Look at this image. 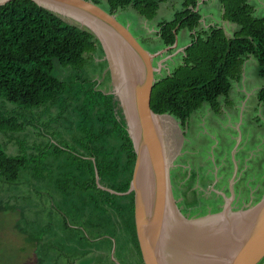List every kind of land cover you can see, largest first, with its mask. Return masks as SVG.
I'll use <instances>...</instances> for the list:
<instances>
[{
	"label": "trees",
	"instance_id": "obj_1",
	"mask_svg": "<svg viewBox=\"0 0 264 264\" xmlns=\"http://www.w3.org/2000/svg\"><path fill=\"white\" fill-rule=\"evenodd\" d=\"M164 1L103 0L108 14L130 7L145 20H151ZM180 1L181 9L172 19L157 24V36L164 47H171L177 32L185 29L188 45L178 65L154 78L150 110L171 117L182 129L202 103L216 111L218 97L228 94L247 57L258 65L263 85L256 100L264 103V17L254 15L249 0H218L221 20L238 27L226 36L215 25L199 28V0ZM95 41L87 29L64 22L31 0L0 4V178L12 183L22 172L44 177L43 182L62 194L81 196L82 209L92 217L87 221L90 229H102L109 217L117 216L125 241L143 264L132 193H126L134 164L126 121L114 96L96 89V81L82 70L85 56L97 47ZM55 63L69 71L64 79L53 72ZM4 104L12 108L6 110ZM52 106L55 115L42 120ZM28 128L45 141L28 142ZM10 146L15 148L12 153ZM50 159L58 161L55 176Z\"/></svg>",
	"mask_w": 264,
	"mask_h": 264
},
{
	"label": "rangeland",
	"instance_id": "obj_2",
	"mask_svg": "<svg viewBox=\"0 0 264 264\" xmlns=\"http://www.w3.org/2000/svg\"><path fill=\"white\" fill-rule=\"evenodd\" d=\"M249 3L256 17H264V0H249ZM98 7L107 12L103 0ZM196 8L201 16L200 29L215 25L226 36L238 29L221 20L218 0H199ZM180 9V0H165L151 20L143 19L130 7L112 14L144 51L154 55L151 66L155 69V79L180 63L179 49L185 44L188 32L179 30L176 46L171 48L164 47L157 36V24L171 20ZM50 11L64 22L92 33L97 47L85 56L83 73L96 81V89L111 93L124 118L127 117L124 96L114 80L108 54L93 30L73 13ZM57 66L55 63L53 72L64 79L69 71ZM257 69L253 58L243 59L239 81L231 82L228 94L218 98L221 107L216 116L215 112H209L207 103H202L189 116L183 129L171 117L162 116L170 121L166 127L160 125L168 181L165 196L177 223L191 226L189 230L208 226V220L231 223L232 216H239L264 196L261 187L264 186V103L255 98L263 81ZM4 108L12 107L4 104ZM56 111L55 106L50 107L42 120L54 116ZM26 133L28 142L45 141L30 128ZM63 138L68 140L67 135ZM57 140L58 135H54L53 141ZM14 149L10 146V153ZM57 162L49 160L52 176ZM42 179L22 172L12 183L0 178V264H140L137 254L125 241L123 225L117 216L108 218L112 226L104 224L102 229L91 230L87 208L82 209L83 198L62 194ZM231 189L233 200L230 201ZM257 264H264V256Z\"/></svg>",
	"mask_w": 264,
	"mask_h": 264
},
{
	"label": "water",
	"instance_id": "obj_3",
	"mask_svg": "<svg viewBox=\"0 0 264 264\" xmlns=\"http://www.w3.org/2000/svg\"><path fill=\"white\" fill-rule=\"evenodd\" d=\"M6 1L8 0H0V4ZM31 1L47 10L49 9L45 6V3L53 2L58 5L69 4L75 9L79 8L91 14L97 20L105 23L115 37L126 45L127 50L133 53L131 55L134 62L132 69L127 63L123 65L124 85L127 90L124 96L125 100H127L129 111L127 112L124 105L125 115L127 116L125 117L126 130L134 151V164L126 193H132L134 228L143 264H177L172 259L173 255L170 252L168 255L169 260L166 259L167 257L163 260L164 254H168V252L163 250L154 227L156 224L154 213L158 204L155 200H152L157 195L159 197L160 194L157 184L162 183V190L163 187H166V194L168 185L167 178H165L166 169L163 164L162 132L159 123L160 118L167 115L154 114L149 108L150 91L155 81L153 76L155 69L151 66V59L154 55L144 51L131 38L126 29L115 21L112 14H108L89 1ZM88 26L90 27V25ZM91 30H93V34L99 39L104 49L101 38L94 29L91 28ZM175 45L176 38L171 47ZM147 197H149V200ZM237 217L232 216L233 223L228 224L225 221L226 225L224 228L215 230L220 234L221 241L213 243L214 239L211 238L209 242L202 245L198 250V256L201 258L196 264H208V259L214 258L217 261L213 264H257L263 258L264 196ZM229 227L232 228L228 229ZM181 252L178 255L179 259H184L185 251ZM204 257L208 259H204ZM181 263L183 264V261Z\"/></svg>",
	"mask_w": 264,
	"mask_h": 264
},
{
	"label": "bare ground",
	"instance_id": "obj_4",
	"mask_svg": "<svg viewBox=\"0 0 264 264\" xmlns=\"http://www.w3.org/2000/svg\"><path fill=\"white\" fill-rule=\"evenodd\" d=\"M45 6L48 7L49 10H57L61 12H68L73 13L77 15L78 17L82 18L84 22L88 23L92 29L95 30V32L98 34V36L102 40V45L105 47V51H107L109 62L111 63L113 74H114V80L116 81V85L119 86L118 90L122 92V96H124L126 88L124 85V78H123V65L128 64V66L132 69L134 62L133 57L131 56L133 53L129 52L120 39L115 37L113 32L111 31L108 26L105 25V23L101 22L100 20H97L94 16L91 14L75 7L70 6L69 4H55L53 2H46ZM122 69V70H121ZM124 93V94H123ZM125 96L123 97V102L125 105V108L128 111V104L127 100H125ZM159 120V119H158ZM160 125L162 127H166L167 125H170V121L167 118H162L159 120ZM162 183H158L157 187L159 189V197L158 195L154 197L152 201H156L157 209L155 208V231L157 232V237L159 238V242L161 246H163V250L167 251L168 254H164L163 260L165 258L169 260L168 255L169 252L173 255V260L176 261L177 264H182L181 261H183V264H196L198 263V260L201 258L198 256V250L204 245L208 240L213 238L215 242L221 241V236L218 232H215V230H219L221 228H224L226 225L223 221H215V220H208L207 225L204 228L200 229H194L189 230L191 226L186 227L185 224H178L177 219H175V216L173 214L171 205L169 202L167 203V199L165 196L166 187H163L162 190ZM149 200V197H147ZM153 203V202H152ZM156 206V205H155ZM157 210V211H156ZM225 218V217H224ZM154 220V219H153ZM233 223V221H230ZM230 224V223H228ZM153 227V222H152ZM232 227H229L230 229ZM154 232V230H153ZM218 233V234H216ZM216 234V235H214ZM189 244V246H187ZM182 248V250H181ZM185 251L184 259H179V254H181V251ZM188 253H187V252ZM202 251V250H201ZM211 257H217V256H211ZM210 258V257H209ZM204 259H208L207 257H204ZM208 264H213L215 261L214 259H208Z\"/></svg>",
	"mask_w": 264,
	"mask_h": 264
},
{
	"label": "crops",
	"instance_id": "obj_5",
	"mask_svg": "<svg viewBox=\"0 0 264 264\" xmlns=\"http://www.w3.org/2000/svg\"><path fill=\"white\" fill-rule=\"evenodd\" d=\"M220 7V6H219ZM220 13H221V9H220ZM188 37H187V39L184 41L185 42V44H183V46L181 47V49H179L180 51L179 52H181L182 50H183V48H185L187 45H188ZM176 46V45H175ZM252 57H247V58H245V59H251ZM258 70V69H257ZM240 73H241V71H240ZM239 81V78H238V80H236V81H233V82H238ZM263 85V84H262ZM261 87V86H260ZM260 87L257 89V91L260 89ZM257 91H256V93H257ZM256 93H255V98H256ZM221 97V96H220ZM219 98V97H218ZM224 101V100H223ZM258 102V101H257ZM217 103H218V108H217V110L216 111H218V109H219V107H221L220 106V103L218 102V99H217ZM200 108V107H199ZM198 108V109H199ZM208 109H209V112L212 114V112L214 113L215 112V114H213L214 116H216V111H213V110H211V108L208 106ZM194 113V112H193ZM260 144H262V143H260ZM237 180H238V177H237ZM237 180H235L234 179V181L233 182H235V183H237ZM241 180V177H240V179H239V181ZM243 180V179H242ZM259 184V183H258ZM260 187V186H259ZM259 187H258V189H259ZM261 187H262V191H264V186L263 185H261ZM231 191V193H232V197H230V201L231 200H233L232 198H233V189H231L230 190Z\"/></svg>",
	"mask_w": 264,
	"mask_h": 264
},
{
	"label": "flooded vegetation",
	"instance_id": "obj_6",
	"mask_svg": "<svg viewBox=\"0 0 264 264\" xmlns=\"http://www.w3.org/2000/svg\"><path fill=\"white\" fill-rule=\"evenodd\" d=\"M140 258H141V255H140ZM142 260V259H141ZM143 263V262H142Z\"/></svg>",
	"mask_w": 264,
	"mask_h": 264
},
{
	"label": "clouds",
	"instance_id": "obj_7",
	"mask_svg": "<svg viewBox=\"0 0 264 264\" xmlns=\"http://www.w3.org/2000/svg\"><path fill=\"white\" fill-rule=\"evenodd\" d=\"M169 117V116H168Z\"/></svg>",
	"mask_w": 264,
	"mask_h": 264
}]
</instances>
